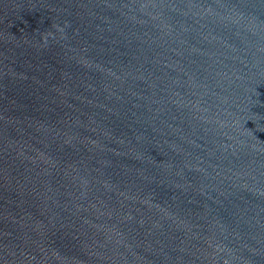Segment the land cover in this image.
I'll return each mask as SVG.
<instances>
[{"label":"water","instance_id":"1","mask_svg":"<svg viewBox=\"0 0 264 264\" xmlns=\"http://www.w3.org/2000/svg\"><path fill=\"white\" fill-rule=\"evenodd\" d=\"M0 264H264V0H0Z\"/></svg>","mask_w":264,"mask_h":264}]
</instances>
